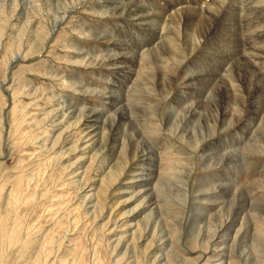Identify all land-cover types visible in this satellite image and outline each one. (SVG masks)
<instances>
[{
  "label": "rangeland",
  "instance_id": "1",
  "mask_svg": "<svg viewBox=\"0 0 264 264\" xmlns=\"http://www.w3.org/2000/svg\"><path fill=\"white\" fill-rule=\"evenodd\" d=\"M120 1L0 0V264H264V0Z\"/></svg>",
  "mask_w": 264,
  "mask_h": 264
},
{
  "label": "bare ground",
  "instance_id": "2",
  "mask_svg": "<svg viewBox=\"0 0 264 264\" xmlns=\"http://www.w3.org/2000/svg\"><path fill=\"white\" fill-rule=\"evenodd\" d=\"M108 1H110V0H108ZM113 1V0H112ZM119 1V0H118ZM185 1H188V0H185ZM194 1V0H193ZM106 2V1H105ZM121 2V1H120ZM110 4H112V3H110ZM198 4L200 5L201 4V1L199 0V2H198ZM198 5V6H199ZM76 6V5H75ZM75 6H71V10L73 9V8H75ZM197 6V3H195L194 2V4H192V6H190V5H184V4H182V8L185 10V12H187V14L189 15L191 12H197L198 10H200L201 9V6L200 7H198ZM114 9H117V10H119V11H121V10H124V11H130V13L132 14V16L134 17H136V19H137V21H139L138 22V24L140 25V24H142L146 29H151L152 27H154V25H155V23L156 22H153L152 20H153V17L155 16V14H154V12H152L151 14L150 13H148V11H147V9L146 8H143L142 6H141V4H139V2L137 1V0H125V2H121V3H115L114 4V7H113ZM69 9V8H68ZM198 13V12H197ZM196 13V14H197ZM228 13H229V10H228ZM69 14V13H68ZM194 16H195V14H193ZM165 16V15H164ZM193 16V17H194ZM168 17V16H167ZM191 17H192V14H191ZM155 18H158V17H156L155 16ZM136 19H135V22H136ZM195 19H196V17H195ZM61 20V19H60ZM134 20V19H133ZM155 20V19H154ZM161 20V19H160ZM201 21V20H200ZM59 23H60V21H58ZM58 22H56V25H57V23ZM235 24V23H234ZM139 27V26H138ZM154 32H157L156 30H154ZM155 40V39H154ZM153 40V41H154ZM116 44V43H115ZM119 45V44H118ZM124 55H126L125 54V52L123 53ZM133 54V53H132ZM238 54H239V52H238ZM237 54V55H238ZM129 54H127L126 56H125V58H127V56H128ZM133 55H135V54H133ZM243 55V54H242ZM130 56V55H129ZM238 56H240V55H238ZM133 57V56H132ZM131 59V58H130ZM121 60V59H120ZM127 60V59H126ZM128 60H129V58H128ZM131 60H133V59H131ZM130 60V61H131ZM123 61V60H122ZM121 61V62H122ZM125 63V62H124ZM125 67V66H124ZM122 69V68H121ZM130 69V68H129ZM123 71V70H122ZM125 71V70H124ZM134 72V71H133ZM194 112H196V111H194ZM193 113V112H192ZM122 114V113H121ZM229 114V113H228ZM197 115V114H196ZM88 116H92V121H93V125L92 126H89L91 129H93L94 128V131L93 132H90V133H92V137H93V135H95V136H98L99 134L101 135V131H99V129H100V127H101V121L105 118V115H104V113H102V112H99V111H94L93 110V112H90L89 114H88ZM123 118H125V117H123ZM192 118H193V116H192ZM122 119V118H121ZM90 122V121H89ZM88 123V122H87ZM91 125V124H90ZM95 125V126H94ZM103 125V124H102ZM87 130H89V129H87ZM90 131V130H89ZM95 139V138H94ZM144 191V190H143ZM246 201V200H245Z\"/></svg>",
  "mask_w": 264,
  "mask_h": 264
}]
</instances>
